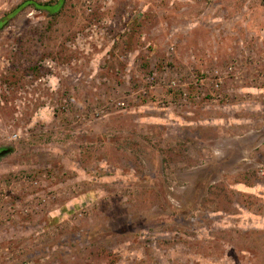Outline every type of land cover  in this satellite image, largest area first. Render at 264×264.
<instances>
[{
	"label": "rangeland",
	"instance_id": "374dc122",
	"mask_svg": "<svg viewBox=\"0 0 264 264\" xmlns=\"http://www.w3.org/2000/svg\"><path fill=\"white\" fill-rule=\"evenodd\" d=\"M7 148L0 264H264V0L26 6Z\"/></svg>",
	"mask_w": 264,
	"mask_h": 264
},
{
	"label": "trees",
	"instance_id": "16d2710c",
	"mask_svg": "<svg viewBox=\"0 0 264 264\" xmlns=\"http://www.w3.org/2000/svg\"><path fill=\"white\" fill-rule=\"evenodd\" d=\"M64 3L65 0H57L55 2L40 1V0H24L23 2L18 4L14 9L4 14L2 19L0 20V28L3 27L8 22V20H10L15 15H17L22 9H24L28 5L33 6L37 10H41V11L43 10L55 17L60 14Z\"/></svg>",
	"mask_w": 264,
	"mask_h": 264
},
{
	"label": "water",
	"instance_id": "95a60500",
	"mask_svg": "<svg viewBox=\"0 0 264 264\" xmlns=\"http://www.w3.org/2000/svg\"><path fill=\"white\" fill-rule=\"evenodd\" d=\"M9 152V149H3L2 151H0V154L3 155V154H6Z\"/></svg>",
	"mask_w": 264,
	"mask_h": 264
}]
</instances>
